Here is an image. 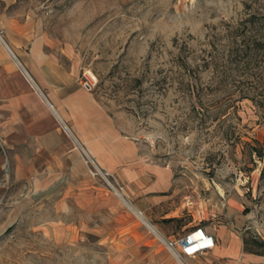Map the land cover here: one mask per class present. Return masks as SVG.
Returning a JSON list of instances; mask_svg holds the SVG:
<instances>
[{
	"label": "rangeland",
	"instance_id": "rangeland-1",
	"mask_svg": "<svg viewBox=\"0 0 264 264\" xmlns=\"http://www.w3.org/2000/svg\"><path fill=\"white\" fill-rule=\"evenodd\" d=\"M261 13L264 0H0V264L262 260ZM77 102L101 110L96 147L65 115ZM114 128L137 173L124 199L79 151L110 159ZM166 212L181 235L226 219L238 252L179 260L157 228Z\"/></svg>",
	"mask_w": 264,
	"mask_h": 264
},
{
	"label": "crops",
	"instance_id": "crops-1",
	"mask_svg": "<svg viewBox=\"0 0 264 264\" xmlns=\"http://www.w3.org/2000/svg\"><path fill=\"white\" fill-rule=\"evenodd\" d=\"M70 100V99H69ZM78 103V102H77ZM80 104V105H79ZM94 105L93 102H91L88 105H86V107H83V104L78 103V107H75V114H71L70 111L68 110H64L65 115H67L69 117V121L71 123V125L73 126L75 132L78 134V138L80 139V141H84L85 143H87L90 147H96V141L97 140H101L103 139V135L102 132L97 131V126H95L93 118L96 117L97 115H99L101 113V110L96 107ZM84 108V110H82ZM95 109V110H94ZM83 111V112H82ZM83 117L86 118V126L85 128L81 127L79 125V123L76 121L78 118ZM108 138V139H107ZM108 142H109V150L111 152L110 155V159H104L101 156V153L99 151H97L95 154L97 155V157L99 158V162L100 164H102L104 167H106L107 169L115 172L117 174V176L123 180L124 179H128L131 177H134L137 175V173L132 170V165L134 166V164H129L127 163V161H122L118 158V153L116 149H113L118 142V134H117V130L114 128L113 132L112 130L110 131L109 137L105 138ZM111 142V143H110ZM113 143V145H112ZM95 144V146H94ZM115 157V158H114ZM155 178V177H154ZM154 178L152 177L151 180L155 181ZM166 182L168 183V181H170L169 176H165ZM150 182H148L149 184ZM151 184V183H150ZM157 183H152L151 186H149V190L151 187V190H154L156 187ZM169 185V184H166ZM153 186V187H152ZM151 212V207L149 203H142V211L141 212ZM174 214H172V212H166L163 215H161V218L164 219L163 221L160 220L157 224V228L161 229L164 232V235L166 236V238H174L176 235H178L179 233H175L174 230L172 229L173 226V220H174ZM226 217V216H225ZM228 218V217H226ZM223 221H217L218 224H214V225H200L197 221L195 222V220H189L188 222L183 223L181 229L183 230L182 234L193 230L194 228L197 227H201L206 233L211 234L214 238V246L215 244H217L218 242L221 243V247H222V253L224 254H229V253H234V252H238L239 247L237 248V250L235 249H231L230 245H229V237H230V229H229V225H227L228 223H225L224 221L226 219H222ZM181 235V234H179ZM233 236H235L234 234H231ZM213 246V247H214ZM242 247V245H241ZM244 248V247H243ZM245 251L247 252H254L257 253L255 251H249L246 250L244 248ZM260 254V253H257ZM262 260L259 261H248V264H264V256H262ZM242 262H240L241 264ZM243 264H246V262L244 261Z\"/></svg>",
	"mask_w": 264,
	"mask_h": 264
},
{
	"label": "built area",
	"instance_id": "built-area-1",
	"mask_svg": "<svg viewBox=\"0 0 264 264\" xmlns=\"http://www.w3.org/2000/svg\"><path fill=\"white\" fill-rule=\"evenodd\" d=\"M79 151L89 174L103 182L116 195L125 197V185L117 174L102 166L94 156L79 143ZM167 249L179 260L192 258L214 246V238L201 227L194 228L178 237L164 238Z\"/></svg>",
	"mask_w": 264,
	"mask_h": 264
},
{
	"label": "trees",
	"instance_id": "trees-1",
	"mask_svg": "<svg viewBox=\"0 0 264 264\" xmlns=\"http://www.w3.org/2000/svg\"><path fill=\"white\" fill-rule=\"evenodd\" d=\"M256 17L255 16H252L251 14H250V17H249V21H250V23H253V20L255 19ZM261 20L262 19V22L264 23V13H261V15H260V17H258V20ZM259 243H261V244H263L264 243V241H261V242H259ZM249 251H252V250H250V249H248ZM254 251V250H253ZM255 252H257V253H261V252H258V251H255Z\"/></svg>",
	"mask_w": 264,
	"mask_h": 264
},
{
	"label": "bare ground",
	"instance_id": "bare-ground-1",
	"mask_svg": "<svg viewBox=\"0 0 264 264\" xmlns=\"http://www.w3.org/2000/svg\"><path fill=\"white\" fill-rule=\"evenodd\" d=\"M29 77V75H28ZM146 225L152 230V231H155V228L153 225H151L150 223L146 222Z\"/></svg>",
	"mask_w": 264,
	"mask_h": 264
}]
</instances>
